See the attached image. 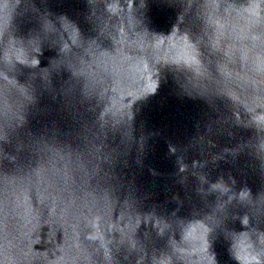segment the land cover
Instances as JSON below:
<instances>
[{
    "label": "water",
    "instance_id": "obj_1",
    "mask_svg": "<svg viewBox=\"0 0 264 264\" xmlns=\"http://www.w3.org/2000/svg\"><path fill=\"white\" fill-rule=\"evenodd\" d=\"M253 258L264 0H0V264Z\"/></svg>",
    "mask_w": 264,
    "mask_h": 264
},
{
    "label": "clouds",
    "instance_id": "obj_2",
    "mask_svg": "<svg viewBox=\"0 0 264 264\" xmlns=\"http://www.w3.org/2000/svg\"><path fill=\"white\" fill-rule=\"evenodd\" d=\"M203 250L205 252H207V250H208V246H207L206 240L204 241V248H203ZM210 264H211V262H210ZM246 264H258V262L255 261V259L253 258V259H250L249 261H246Z\"/></svg>",
    "mask_w": 264,
    "mask_h": 264
}]
</instances>
